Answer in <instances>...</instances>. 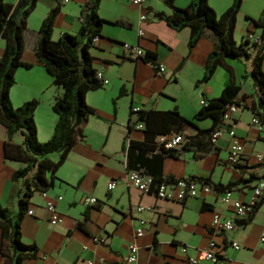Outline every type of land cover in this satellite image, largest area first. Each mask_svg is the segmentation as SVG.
Masks as SVG:
<instances>
[{
  "label": "crops",
  "instance_id": "0c3cea01",
  "mask_svg": "<svg viewBox=\"0 0 264 264\" xmlns=\"http://www.w3.org/2000/svg\"><path fill=\"white\" fill-rule=\"evenodd\" d=\"M6 1L12 3V0ZM56 1L61 6L54 20L52 39L57 41L63 34L79 32L81 7L90 0H38L24 32L22 60L31 68L17 70L10 91L14 107L32 99L39 101L34 119L41 143L53 134L58 116L52 105L62 94V89L53 85V79L37 60L34 47L41 23ZM172 1L178 8H188L191 4V0ZM233 2L208 0L217 15L224 13ZM263 8L264 0H241L236 16L234 39L240 44L248 38L251 55L255 50L251 44L260 30L246 17L258 19ZM157 13L169 15L171 10L162 0H146L142 7L132 6L129 0L100 1L98 16L105 23L101 36L91 48V55L95 70L102 72L109 83L87 93L86 102L94 113L82 126V138L56 172L53 187L48 191L51 199L62 197L56 209L63 223L50 224L40 193L30 201L29 210L33 213L26 214L22 220V241L26 245H36L38 253L35 259L24 260L22 264H124L131 243L138 247V264H188V258L206 251L211 241L222 247L226 264H264V244L259 241L264 233V198L250 223L236 224L232 232L215 233L210 228L213 215L232 218V211L222 202V193L212 187L209 194L177 202L141 193L127 183L125 146L128 139L143 140L142 130L134 127L128 132L130 111L134 108L176 109L184 118L192 120L202 107V100L217 98L231 78L241 84L242 75L252 70L251 59L228 58L226 63L231 73L218 67L207 82L196 85L204 77L206 60L214 47L210 32L206 31L189 49L190 29L175 31L157 18ZM143 14L147 20L140 22ZM117 21H123L128 27L115 24ZM139 29L143 31L142 36L138 35ZM123 44L138 46L144 53H154L160 72H155L142 59L128 57ZM4 47V41L0 40V56ZM262 68L264 71V61ZM241 87V94L248 98L243 101L240 94L237 101L247 108L232 115L236 136L244 147L241 163L235 167L227 163L229 125H224V134L208 152L196 157V153L189 150L177 158L164 159V177L171 176L176 180L203 178L222 185L238 183L231 189L232 197L243 203L249 201L253 187L264 181V124L260 131L251 124L253 115L249 107L254 98L243 90L242 84ZM131 120L136 121V114ZM193 122L202 130L212 124L210 119ZM188 132L196 130L191 128ZM6 137V130L0 124V206L16 214V193L23 185L21 180L13 181L12 176L25 165L5 158ZM12 142L21 144L18 136H14ZM257 155L263 156L262 162L256 160ZM49 158L57 161L59 154H51ZM111 182L116 185L109 190ZM86 197L96 198L99 204L86 206L83 202ZM140 207L144 210L138 211ZM138 220H144L146 224L143 236L135 239ZM79 222L83 224V230L78 228ZM94 238H106V243H95ZM1 242L0 229V247ZM233 242L240 245L239 250L232 248ZM0 264H3L1 253ZM200 264L212 263L202 261Z\"/></svg>",
  "mask_w": 264,
  "mask_h": 264
},
{
  "label": "trees",
  "instance_id": "16d2710c",
  "mask_svg": "<svg viewBox=\"0 0 264 264\" xmlns=\"http://www.w3.org/2000/svg\"><path fill=\"white\" fill-rule=\"evenodd\" d=\"M38 0H19L14 5L6 0H0V40L5 43L0 56V124L6 130L4 155L7 160L20 162L25 166L14 172L13 181H22L23 189L16 193L18 212L10 213L0 206V229L2 242L0 253L3 264H22L24 260L35 259L38 249L36 245H26L22 241L21 223L29 211L30 201L36 193L52 189L56 172L65 162L71 149L82 138V126L94 110L87 104L88 92L101 88L103 85L97 79V71L93 66L91 48L95 38L101 36L104 20L98 16L101 0H90L81 7V27L76 35L63 34L57 41L52 39L54 20L60 11V3L51 8L41 23L34 47L37 60L43 65L47 74L53 79V85L62 89V94L54 100L52 109L58 116L51 138L41 143L38 140L34 112L39 105L37 99L14 107L10 99L11 88L15 84V74L19 68H31L22 60L24 52V32L27 19L35 10ZM171 10L169 15L157 13V18L163 20L175 31L190 29L188 48L192 49L198 40L210 32L213 40V50L208 55L204 77L196 85L207 82L218 67L231 73L226 59H251L253 85L256 98L249 110L264 124V8L258 19L246 17V20L257 27L260 32L252 42L254 54L248 52L249 39L237 44L234 39L236 16L241 0H234L232 5L221 15L210 7L208 0H191L188 8H178L172 0H162ZM115 24L128 27L123 21ZM150 64L155 72H160L156 63V55L146 51L141 57ZM245 78V76H243ZM242 91L241 84H236L231 78L217 98L204 99L202 106L192 120L184 118L176 109L167 111L139 110L136 121L130 111L128 132L138 124H143V140L128 139L125 146L126 171H136L142 176L152 179L150 192L163 182L172 183L176 179L162 174V164L166 158H177L183 151H194L196 157L209 151L213 134L223 128V115L230 105H237L245 110L247 107L237 101ZM245 101L248 96L241 94ZM210 119L212 124L208 129H198L193 121ZM196 132L190 133L189 129ZM171 135H181L182 143L176 149H168L158 139ZM18 136L20 145L12 142ZM57 153L59 159L53 161L49 155ZM202 181L216 192L231 191L238 183L226 185L214 184L210 179L191 178ZM264 196L252 207L250 214L243 220L235 221L237 225L250 223L255 213L263 203ZM86 216H84L85 220ZM83 230V224L78 223Z\"/></svg>",
  "mask_w": 264,
  "mask_h": 264
},
{
  "label": "built area",
  "instance_id": "2783aa9c",
  "mask_svg": "<svg viewBox=\"0 0 264 264\" xmlns=\"http://www.w3.org/2000/svg\"><path fill=\"white\" fill-rule=\"evenodd\" d=\"M66 2L67 0H62ZM19 0H12V3L16 5ZM129 3L134 7H142L146 0H129ZM140 22H145L147 17L145 14L141 15L139 18ZM138 35L142 36V29L138 30ZM98 38H95V42ZM126 55L132 59H140L143 57L144 52L138 46H132L129 44L122 45ZM97 79L101 82L103 86L108 85L109 81L103 76V73L97 71ZM207 103L205 100L201 101V106H205ZM133 113L139 111V109H133ZM238 111H242V108L237 105H230L223 115V125H229V129L227 134L230 138V142L228 144V156L227 163L235 167L239 165L242 161V155L244 153V147L241 143L240 139L237 138L235 132V121L232 118V115L237 113ZM251 124L256 127L258 131L261 130V123L258 118L253 116L251 120ZM137 129L142 130L143 124L138 123L135 126ZM224 134L223 128L217 130L212 136V143H215L222 135ZM160 143H163L164 146L168 149H176L183 141V137L181 135H171L167 137H160L158 139ZM256 160L258 162L263 161L262 155H257ZM152 179L150 177L142 176L139 172L131 171L127 174V183L129 186L137 189L141 193L144 194H152L156 198L160 200H169V201H177L183 202L189 198H196L203 194H209L212 188L202 182L195 179H177L175 182L166 183L163 182L158 187L155 188L154 192H150V184ZM115 182H111L108 185V189L112 190L115 188ZM264 194V181H259L252 189L251 196L247 203H243L237 199L232 197L231 191H225L222 193V202L226 207H228L232 211V218H222L219 214H214L212 217V221L210 224V228L215 233H227L232 232L236 229L237 225L235 221H240L245 219L250 212L252 211V207L259 201V199ZM41 197L45 201V209L49 214V222L52 226H57L63 223L62 216L58 213L56 209V204L58 201L62 200L61 196L56 197L55 199H51L48 195V191L41 192ZM86 206H97L99 203L94 197H86L83 200ZM144 208H138V211H142ZM32 211L29 210L27 212L28 215H32ZM144 220H138V226L135 230V239H139L144 234L145 227ZM259 241L264 244V233L260 235ZM93 242L99 244H105L106 238H94ZM232 248L235 250L240 249V245L236 242L230 244ZM182 253H186V249H182ZM202 261H208L212 264H226L222 258V247L219 246L215 241H211L209 243V248L206 251L200 252L196 257L188 258V264H200ZM91 264V263H90ZM105 264V263H102ZM124 264H138V247L135 243H131L128 246V254L124 259Z\"/></svg>",
  "mask_w": 264,
  "mask_h": 264
},
{
  "label": "rangeland",
  "instance_id": "374dc122",
  "mask_svg": "<svg viewBox=\"0 0 264 264\" xmlns=\"http://www.w3.org/2000/svg\"><path fill=\"white\" fill-rule=\"evenodd\" d=\"M8 1H11V0H8ZM38 15V14H37ZM36 15V16H37ZM35 16V17H36ZM38 17V16H37ZM36 19V18H34ZM249 64L251 65V62H249ZM247 67V66H246ZM241 69L243 70L244 72V69H243V66H241ZM251 72H248V73H244L242 76H245V78H241L240 82L243 86V90H246L247 92H249L251 94V97L252 98H256V95H255V91H254V87H253V78L250 74Z\"/></svg>",
  "mask_w": 264,
  "mask_h": 264
}]
</instances>
